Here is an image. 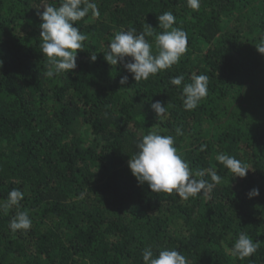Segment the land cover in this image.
Instances as JSON below:
<instances>
[{
  "label": "trees",
  "instance_id": "16d2710c",
  "mask_svg": "<svg viewBox=\"0 0 264 264\" xmlns=\"http://www.w3.org/2000/svg\"><path fill=\"white\" fill-rule=\"evenodd\" d=\"M60 2L0 0V204L13 188L24 194L0 211V264H144L145 248L179 250L188 264H264V54L255 46L264 43V0H200L199 10L187 0H94L100 15L75 22L88 37L77 68L49 78L39 14ZM164 12L188 35L179 63L136 82L105 60L116 32L147 25L157 52ZM193 73L208 76V94L185 110ZM152 131L174 137L193 172L212 183L214 170L221 183L187 200L138 183L128 162ZM221 153L249 166L247 176L233 178ZM253 188L260 195L249 198ZM20 211L32 225L13 232ZM240 233L259 244L243 260L230 252Z\"/></svg>",
  "mask_w": 264,
  "mask_h": 264
},
{
  "label": "clouds",
  "instance_id": "9594fccd",
  "mask_svg": "<svg viewBox=\"0 0 264 264\" xmlns=\"http://www.w3.org/2000/svg\"><path fill=\"white\" fill-rule=\"evenodd\" d=\"M83 5V6H82ZM187 5L193 10H199L200 0H187ZM44 11L40 13L42 54L46 55V76L53 78L61 72H70L77 68V52L84 50V42L88 39L82 33L75 22L85 18L89 12L93 17L100 15L94 0H61L59 7L53 4L42 5ZM158 27L162 32L155 34L157 52H153L152 44L146 39L153 36L152 26L147 25L145 31L136 34V30H121L116 32L110 40L105 60L110 65L123 63L124 68L133 74L136 82L147 80L150 75L171 68L179 63L182 55L187 51L188 35L180 27H174L176 17L172 12H164L157 17ZM258 52L264 54V43L255 45ZM126 57L131 60L126 61ZM90 60L95 62L97 55L90 53ZM2 63V61H0ZM184 75H177L170 79V83L181 86ZM208 76L195 74L191 76V83L183 84L182 100L185 110H193L199 102L208 94ZM128 76L120 78V84L124 85ZM151 107L158 118L166 114L167 108L161 101H155ZM179 132V129H177ZM138 152L129 160V168L138 183H147L154 193H175L187 200L198 194H207L213 187L221 183L222 178L216 171L209 169L212 183L202 177L204 171H196L190 168L189 162L182 158L174 146V137L162 135L157 131L149 132L137 142ZM203 150V146L202 149ZM217 161L230 170L233 178H245L249 166L228 154H218ZM199 177V178H198ZM83 193L81 197L83 198ZM249 198L259 196L258 188H253L247 193ZM24 194L19 189L13 188L8 193L5 203L0 204V211L7 213L13 206H19ZM32 221L26 211L17 212L11 219L9 228L16 232L27 231L31 228ZM259 244L246 233H240L231 246L233 256L243 260L257 252ZM144 264H188L187 258L176 249H164L154 255L151 248H145L142 253Z\"/></svg>",
  "mask_w": 264,
  "mask_h": 264
}]
</instances>
